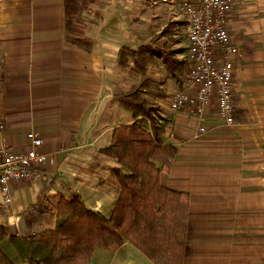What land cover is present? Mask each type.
I'll return each mask as SVG.
<instances>
[{"label": "crops", "instance_id": "crops-1", "mask_svg": "<svg viewBox=\"0 0 264 264\" xmlns=\"http://www.w3.org/2000/svg\"><path fill=\"white\" fill-rule=\"evenodd\" d=\"M181 1L145 7L138 0L139 24L152 11L149 33L151 26L184 21L177 11ZM129 6V0H99L88 10L94 47L87 53L65 41L63 0H0V143L27 151L33 132L43 140L40 151L54 161L42 168L40 180L12 184L11 204L0 197V225L13 235L54 229L62 197L79 195L89 209L112 215L119 165L101 150L117 127L133 122L114 100L123 79L119 50L130 37ZM229 34L235 127L219 118L214 98L204 113L208 132L197 135L198 118L187 109L169 110L181 82L168 80L167 97L156 101L169 119L167 142L178 148L167 187L190 197L184 264H264V0H236ZM181 46L185 64V37ZM91 264L154 263L127 242L114 253L96 250Z\"/></svg>", "mask_w": 264, "mask_h": 264}, {"label": "trees", "instance_id": "trees-1", "mask_svg": "<svg viewBox=\"0 0 264 264\" xmlns=\"http://www.w3.org/2000/svg\"><path fill=\"white\" fill-rule=\"evenodd\" d=\"M63 1L65 41L92 53L85 15L99 0ZM142 1L149 7L165 0ZM183 26L182 20L151 26L136 47L119 50L123 79L114 100L133 122L117 127L110 145L101 150L119 165L120 195L112 215L106 218L89 209L79 195L62 197L55 205L54 229L18 237L0 225V264H91L96 250L114 253L127 242L154 264H184L190 197L167 187L178 148L167 142L169 119L156 103L167 97L168 80L181 82Z\"/></svg>", "mask_w": 264, "mask_h": 264}, {"label": "built area", "instance_id": "built-area-1", "mask_svg": "<svg viewBox=\"0 0 264 264\" xmlns=\"http://www.w3.org/2000/svg\"><path fill=\"white\" fill-rule=\"evenodd\" d=\"M236 0H182L178 11L184 18L182 34L187 41L185 69L180 86L172 93L169 110L187 109L198 118L197 135L208 132L204 124L206 107L215 98L218 116L227 127L237 125L234 105V54L229 26ZM5 128L0 107V132ZM27 151L13 152L7 142L0 143V197L11 204L10 186L40 180L42 168L54 161L40 151L43 140L29 134Z\"/></svg>", "mask_w": 264, "mask_h": 264}, {"label": "rangeland", "instance_id": "rangeland-1", "mask_svg": "<svg viewBox=\"0 0 264 264\" xmlns=\"http://www.w3.org/2000/svg\"><path fill=\"white\" fill-rule=\"evenodd\" d=\"M177 1V0H176ZM129 5L132 6V9L128 12V32H129V38L125 40L126 45H130L133 47H136L137 44L135 43L136 38H146L149 34V23L151 22L150 17L154 12H150L149 14H145L143 17V20H146V23L139 24V2L138 0H129ZM129 6V7H130ZM173 6H176V3L173 2ZM172 8L171 15L173 16L176 11L175 8ZM178 11V8H177ZM155 15V14H154ZM168 15V14H167ZM118 18L119 15L117 14ZM167 20V16H164V18L160 19V21L165 22ZM159 22V21H158ZM174 85V84H173Z\"/></svg>", "mask_w": 264, "mask_h": 264}]
</instances>
